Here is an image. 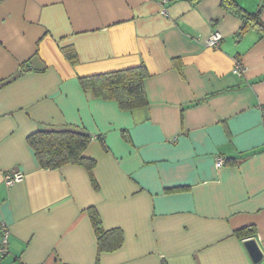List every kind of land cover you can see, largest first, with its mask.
<instances>
[{"label": "crops", "instance_id": "1", "mask_svg": "<svg viewBox=\"0 0 264 264\" xmlns=\"http://www.w3.org/2000/svg\"><path fill=\"white\" fill-rule=\"evenodd\" d=\"M241 25L222 0H0L1 264H254L236 232L264 251V34ZM140 65L148 104L132 111L79 81ZM68 125L93 136L98 189L83 166L42 168L28 144ZM13 170L25 178L8 186ZM91 207L122 230L117 251L99 255Z\"/></svg>", "mask_w": 264, "mask_h": 264}, {"label": "trees", "instance_id": "2", "mask_svg": "<svg viewBox=\"0 0 264 264\" xmlns=\"http://www.w3.org/2000/svg\"><path fill=\"white\" fill-rule=\"evenodd\" d=\"M222 5L228 10H234L242 19V34L249 28H255L264 34V22L261 19L264 0H261L258 9L253 13L240 8L234 0H222ZM64 52L71 63H77V54L73 48L66 47ZM148 76L147 68L140 65L81 76L79 81L84 91L92 97L115 101L122 110L132 111L148 104L145 89V79ZM92 139L93 136L86 130L69 125L39 130L27 137L28 144L33 148L42 168L58 169L68 164L83 166L89 172L93 186L98 189V183L93 177L97 162L84 154ZM88 212L98 238L99 255L120 249L124 241L122 230L106 229L96 208L91 207ZM254 231L239 230L236 233L245 240L254 237Z\"/></svg>", "mask_w": 264, "mask_h": 264}, {"label": "built area", "instance_id": "3", "mask_svg": "<svg viewBox=\"0 0 264 264\" xmlns=\"http://www.w3.org/2000/svg\"><path fill=\"white\" fill-rule=\"evenodd\" d=\"M163 2H167V0H163ZM222 39V34L220 32H213L209 38L206 40V45L208 47H216L218 46L219 42ZM233 72L239 76L243 75L245 72V67L243 63L239 60H235L234 70ZM224 165V159L221 157L217 158L216 166L218 168ZM25 174L20 170H13L8 172L4 176V182L6 185L11 186L17 182L24 180ZM9 253V230L6 224H0V264L2 263L3 259Z\"/></svg>", "mask_w": 264, "mask_h": 264}, {"label": "water", "instance_id": "4", "mask_svg": "<svg viewBox=\"0 0 264 264\" xmlns=\"http://www.w3.org/2000/svg\"><path fill=\"white\" fill-rule=\"evenodd\" d=\"M243 244L254 264L264 261V251L255 237L245 239Z\"/></svg>", "mask_w": 264, "mask_h": 264}]
</instances>
